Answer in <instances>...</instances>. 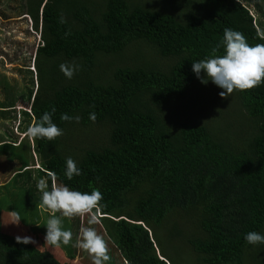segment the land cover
<instances>
[{
  "label": "trees",
  "instance_id": "trees-1",
  "mask_svg": "<svg viewBox=\"0 0 264 264\" xmlns=\"http://www.w3.org/2000/svg\"><path fill=\"white\" fill-rule=\"evenodd\" d=\"M18 1V14L39 32L36 89L31 77L27 94L19 91L32 98L29 111L14 112L16 97L2 88L0 117L22 116L18 135L47 111L63 134L32 142L0 135V159L18 172L11 180L24 177L26 194L21 212L0 195V264H75L81 228H97L88 215L74 216L62 218L73 234L68 246L40 250L18 241V226L44 238L48 214L33 172L41 169L72 190L101 192L106 264H264V245L243 239L264 234V82L226 97L208 82L209 101L195 106L188 98L206 85L192 62L210 56L225 28L264 44V0ZM61 64L79 70L67 79ZM69 157L81 170L70 181L63 175Z\"/></svg>",
  "mask_w": 264,
  "mask_h": 264
},
{
  "label": "clouds",
  "instance_id": "clouds-1",
  "mask_svg": "<svg viewBox=\"0 0 264 264\" xmlns=\"http://www.w3.org/2000/svg\"><path fill=\"white\" fill-rule=\"evenodd\" d=\"M221 47L223 54L216 55ZM78 70V66L60 65V71L67 79H71L74 71ZM191 71L201 84L211 82L222 89L219 93L221 97L229 96L234 90L244 91L254 88L264 82V44L249 45L242 33L225 28L222 40L211 49L210 56L192 62ZM51 112H55L54 107ZM89 119L94 121L95 114L90 113ZM60 120L78 121L79 117L61 114ZM62 134L63 130L52 122L51 113L47 111L40 116L39 120L33 118L32 125L26 131L19 133L21 138L27 135L33 139L43 138L49 141ZM29 140L31 142V139ZM80 174L81 170L76 162L70 157L66 158L64 178L70 181L74 175ZM55 177V173H49L48 176L39 178L35 187L41 194L40 205L48 214L44 225V241L51 247L59 248L62 245L68 246L73 238L72 232L63 228L62 218L71 219L74 216L88 215L89 225L98 223V217L101 216L100 210L103 207L100 201L103 197L97 189H92L91 192H80L70 189L63 183L57 184ZM13 215L15 216L13 224H15L20 218L15 213ZM17 239L24 244L30 242L29 237ZM243 239L248 245H264V234L259 232H247ZM75 246L89 255L92 264H106L110 259L105 239L93 227L81 228Z\"/></svg>",
  "mask_w": 264,
  "mask_h": 264
},
{
  "label": "rangeland",
  "instance_id": "rangeland-1",
  "mask_svg": "<svg viewBox=\"0 0 264 264\" xmlns=\"http://www.w3.org/2000/svg\"><path fill=\"white\" fill-rule=\"evenodd\" d=\"M18 0H0V96L4 97V90L6 85L11 87V96H15L13 106H10L12 111L20 112L21 109L29 111L27 108L30 106L32 98L27 96L22 97L19 95V91L26 90L30 85L31 77H33V88L36 89L35 82V68L33 67L34 52L38 44H40L39 32H35L32 27V20L27 15H19L20 7L18 6ZM253 14L254 11L252 10ZM30 69V73L29 70ZM200 92L193 91L188 96L189 101L194 102L195 106H202L210 100L211 93L213 91L212 84H206L205 87L199 89ZM0 97V100L3 99ZM4 100V99H3ZM212 110L216 113L217 106L212 104ZM10 111H8V115ZM6 115V119L0 117V131L5 130L9 134L21 138V135H16L15 124H18L22 116L16 114L15 119H10ZM19 130V129H18ZM3 135V134H0ZM13 171L9 162L5 159L0 160V182L1 185L6 184L8 181V187L5 189V195L2 197L3 204L17 208L19 212L22 211L21 199L24 200L22 195L23 188H19L15 185L13 180L7 178L10 172ZM14 173V172H13ZM0 185V186H1ZM15 188L13 194L7 193L11 188ZM84 216H81V219ZM96 231L99 235L104 234L96 223ZM15 237L24 238L29 237L32 245L36 246L40 250H47V243L43 237L35 235L30 228L17 227L14 229ZM80 234V233H79ZM50 251L55 253L57 256L60 251L57 249L48 248ZM89 257L83 254V251L79 248L76 256L73 260L75 264H80L82 261H87Z\"/></svg>",
  "mask_w": 264,
  "mask_h": 264
},
{
  "label": "crops",
  "instance_id": "crops-1",
  "mask_svg": "<svg viewBox=\"0 0 264 264\" xmlns=\"http://www.w3.org/2000/svg\"><path fill=\"white\" fill-rule=\"evenodd\" d=\"M34 92H35V89L33 90ZM34 92H33V95H34ZM9 116V115H8ZM9 118H10V116H9ZM10 119H13V118H10ZM32 123H33V119H32V121H31ZM31 122H30V124H29V126H31ZM28 126V127H29ZM5 130H2V131H0V134H3V135H5ZM31 142H32V138H31ZM5 159V158H4ZM4 159H0V160H4ZM34 163H35V165H34V167H38L37 165H36V158H35V156H34ZM32 168H33V166H31ZM13 172H14V170L13 171H11L10 172V175H13ZM17 172V171H16ZM16 172H14V173H16ZM36 175H35V177L37 176V173H39L40 175H39V177H38V179L39 178H41V177H46V176H48V174L50 173L49 171H48V169H41L40 171H33ZM18 173V172H17ZM7 178H10V180H11V176H8ZM13 181H14V183H15V185L17 186V187H20L21 186V184H22V181L24 180V177L22 176V175H20L19 177H18V180L15 182V180L14 179H12ZM49 183L51 184L52 183V181L50 180L49 181ZM55 183H56V180H55ZM2 183L0 182V185H1ZM7 187H0V195H1V197H4V195H5V189H6ZM15 188V186L13 187V188H11V189H9L8 191H7V193H9V194H13L14 193V191H12L13 189ZM23 197L26 199V194H25V192H23ZM8 215L7 216H10L9 214V212L7 213Z\"/></svg>",
  "mask_w": 264,
  "mask_h": 264
}]
</instances>
